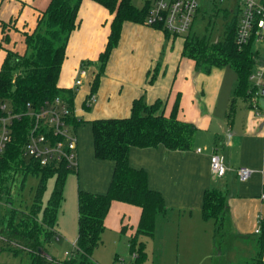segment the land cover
I'll return each instance as SVG.
<instances>
[{
	"label": "crops",
	"instance_id": "crops-1",
	"mask_svg": "<svg viewBox=\"0 0 264 264\" xmlns=\"http://www.w3.org/2000/svg\"><path fill=\"white\" fill-rule=\"evenodd\" d=\"M49 1L0 0V66L4 49L24 52L23 34L34 30ZM111 19L112 15L103 6L92 0L81 1L78 24L65 45L57 80L58 87L71 89L77 68L90 62L86 65L87 76L75 90L73 99V112L79 123L75 127L77 168L72 173L76 177L71 178H75L77 191L106 193L114 169L113 161L94 156L91 121L126 117L132 101L138 98L146 104L161 100L163 114L167 117L178 100L177 119L195 127L192 148L177 151L157 145L129 149V166L146 172L148 188L161 194L167 209L163 216L156 218L153 234L139 239L145 243L148 239L154 240L158 248L175 247L182 253L183 264H214L215 256L216 264L221 261L255 264L259 235L255 229L259 220H264V203L260 200L264 192V97L254 101L251 97L248 103L240 100L232 120L227 122L225 114L236 79L231 92L227 93L226 67H213L209 73L197 71L194 62L182 55L184 37L144 23L125 21L99 77L94 101L87 104L86 96L97 73L99 54L110 33ZM212 153L224 157L227 169L222 177H214L210 172L209 155ZM240 166L253 170L245 182L239 181L236 175ZM209 188L219 190L226 197L221 225L226 246L221 252L213 238L214 220H205L201 215L203 192ZM65 211L58 210L62 216L66 215ZM140 214L138 206L112 201L104 218L101 241L103 237H117L127 232L129 242ZM58 215L53 230L56 240L65 238L67 233ZM8 217L3 220L5 226ZM73 221L77 231V211Z\"/></svg>",
	"mask_w": 264,
	"mask_h": 264
},
{
	"label": "trees",
	"instance_id": "trees-1",
	"mask_svg": "<svg viewBox=\"0 0 264 264\" xmlns=\"http://www.w3.org/2000/svg\"><path fill=\"white\" fill-rule=\"evenodd\" d=\"M82 0H50L41 12L31 33H24V52L19 54L4 49L5 56L0 66V101L8 100L12 110L22 112L27 105L33 108L42 106L59 96L73 109L75 92L57 86V80L64 59L65 45L69 35L77 26V11ZM103 6L112 15L110 33L103 51L98 57L97 73L91 82L86 99L95 93L99 77L103 73L109 55L116 46L123 22L144 23L150 2L146 1L137 8L131 0H92ZM264 4V0H261ZM214 12V11H213ZM217 12V11H216ZM216 12L214 14H216ZM229 10H223L227 19ZM225 33L221 40L213 42L211 23L205 27V33L199 37L195 32L184 37L182 55L194 62V67L202 73L211 68L230 67L236 75V83L226 110L225 118L230 123L240 100L251 102L252 92L248 76L254 62L252 42L239 47L235 41L237 18L224 25ZM163 31V30H162ZM90 62L82 63V65ZM85 99V101H86ZM163 102L156 100L146 104L142 98L132 101L129 115L122 118L110 117L91 121L94 156L114 162L109 187L104 194H93L79 190L77 201V252L63 259L61 264H95L91 257L101 242L104 230V218L112 201L138 206L141 210L139 222L128 246L135 260L144 256L145 244L140 236L153 234L155 221L163 216L167 209L163 198L157 191L147 186V174L142 169L129 166L130 147L147 148L162 145L169 150L186 151L192 148L195 127L193 124L177 119L178 100H175L169 116L163 114ZM72 126L79 123L75 115L70 117ZM29 121L22 118L12 127L11 138L0 157V183L9 175L22 173L23 181L28 175L36 176L38 184L32 204L21 224L12 226L11 209L6 221L5 233L0 234V251H10L17 255L26 252L29 264H53V257L46 253L45 245L54 236V225L66 175L75 171L54 165L41 166L32 159L25 158L22 147L26 139ZM54 178V185L46 203L42 196L47 181ZM226 197L217 189L209 188L203 192L201 215L205 220L215 222L213 238L217 241L226 211ZM257 251L255 264H264V220H259ZM213 239V240H214ZM49 258V259H48ZM254 263V262H253Z\"/></svg>",
	"mask_w": 264,
	"mask_h": 264
},
{
	"label": "built area",
	"instance_id": "built-area-1",
	"mask_svg": "<svg viewBox=\"0 0 264 264\" xmlns=\"http://www.w3.org/2000/svg\"><path fill=\"white\" fill-rule=\"evenodd\" d=\"M222 2L223 0H150L144 24L174 36L185 37V33L187 35L194 33L192 29L195 18L203 9H206L208 23H211L209 19L212 16L215 19L219 18L222 22L219 28L211 27L209 32L212 37V32L216 31L218 41L224 36L225 23L231 22L236 17V43L239 47H243L248 42H252V50H254V62L248 76L254 101L259 97H264V4L259 0H234L231 6L218 9L216 14H213L214 8ZM223 10L230 11L227 19L223 18ZM87 73L86 65L81 64L77 68L71 87L72 91L75 92L83 84ZM93 101L94 94L90 95L86 102L90 104ZM73 115V109L59 96L46 101L38 108L27 105L22 112L12 110L8 100L0 101V157L10 141L14 123L26 117L29 125L22 147L23 156L38 162L41 166H62L66 170L75 171L77 168V137L75 127L70 122V117ZM199 151L200 149H197V152ZM209 169L214 177H222L227 169L224 157L217 153L210 154ZM252 173L253 170L247 166H240L236 169L237 178L241 182L247 181ZM260 200L264 203V192ZM259 229L257 226L255 232H259ZM77 250L75 241L71 243L70 250L63 252L64 259L74 256ZM62 260L49 259L53 264H61Z\"/></svg>",
	"mask_w": 264,
	"mask_h": 264
},
{
	"label": "rangeland",
	"instance_id": "rangeland-1",
	"mask_svg": "<svg viewBox=\"0 0 264 264\" xmlns=\"http://www.w3.org/2000/svg\"><path fill=\"white\" fill-rule=\"evenodd\" d=\"M134 6L141 7L146 0H131ZM234 0H223L222 3H218L214 8L213 14L222 9L223 7H229L232 5ZM258 1V0H257ZM211 21V27L219 28L221 26V20L214 18L209 19ZM208 23L206 9H203L200 14L196 17L195 24L193 25V31L197 32L198 36L204 35L206 24ZM219 30V29H218ZM184 36H187L185 33ZM218 33L212 32V41H217ZM263 51V49H261ZM254 52V51H253ZM22 54L23 52L20 51ZM225 71L228 74L226 91L231 92L234 81L236 79L235 73L230 67L225 66ZM22 174V173H21ZM20 173L16 175H9L2 180L0 183V234L5 233L4 218H7L10 214L11 209L16 208L17 213L13 214L12 226H19L21 219L24 217V213L28 211V208L32 204L33 196L38 184V178L36 176L28 175L23 181ZM72 173L66 175L65 184L62 193V201L60 203L59 211L66 210V215H60L57 211L58 220L62 223L63 227L66 228L65 238L56 240L55 236L51 238L50 242L45 245L46 253L52 255L53 258H64L63 251L71 249V242L77 238V231L74 227V219L77 211V201L75 194L77 193L76 182L74 181ZM74 178V179H73ZM54 185V178H50L47 181L46 188L43 192L42 202L45 204L50 196V192ZM75 207V208H74ZM72 208V213H71ZM75 214V216H74ZM72 218H71V216ZM73 219V220H72ZM222 228V227H221ZM226 229V228H225ZM224 229V230H225ZM224 231L219 230V237L217 238V246L219 252L225 250L226 241H224ZM144 247V256L135 260L134 255L130 252L128 246V235L126 233H119L116 236L109 235L107 238L103 237V240L97 245L92 253V261L95 264H183V256L181 251H177L175 247H163L158 248L156 241L148 239ZM30 259L26 252H21L17 255L10 251H0V264H29ZM217 263V256L214 258V264ZM219 264H224L222 261ZM249 264H253L252 261Z\"/></svg>",
	"mask_w": 264,
	"mask_h": 264
}]
</instances>
